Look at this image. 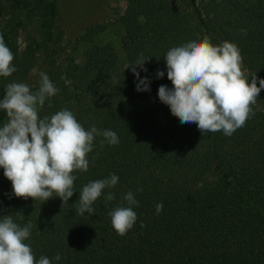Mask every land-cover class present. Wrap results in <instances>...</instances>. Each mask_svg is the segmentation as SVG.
I'll list each match as a JSON object with an SVG mask.
<instances>
[{
    "label": "trees",
    "instance_id": "trees-1",
    "mask_svg": "<svg viewBox=\"0 0 264 264\" xmlns=\"http://www.w3.org/2000/svg\"><path fill=\"white\" fill-rule=\"evenodd\" d=\"M58 1L0 0V34L16 68L0 77V98L11 82L36 90L44 72L59 91L39 110L41 118L67 109L86 130L114 131L119 144L94 139L89 169L74 173L75 192L63 206L59 197L42 204L15 197L0 168V216L12 215L22 227L30 222L26 243L37 260L45 256L51 264H264V89L254 115L231 136L202 135L195 123L181 124L158 97L160 85L172 88L166 52L205 37L213 45L236 44L246 79L256 75L259 86L264 0H127L125 67L110 46L94 45L83 63L74 61L63 44ZM141 54L150 58L147 72L140 71L151 81L148 92L136 90L138 81L126 69ZM7 119L0 111V126ZM111 174L118 183L94 203L95 214L79 215L83 186ZM108 191L113 201L105 200ZM129 191L138 201L132 206L137 220L119 236L109 212L128 206Z\"/></svg>",
    "mask_w": 264,
    "mask_h": 264
},
{
    "label": "clouds",
    "instance_id": "clouds-1",
    "mask_svg": "<svg viewBox=\"0 0 264 264\" xmlns=\"http://www.w3.org/2000/svg\"><path fill=\"white\" fill-rule=\"evenodd\" d=\"M13 60L14 54L0 34V77H10L16 71ZM149 60L141 54L126 68L136 77L138 92L150 91L151 81L140 78V71L147 72L145 64ZM164 60L172 88L160 85L158 97L181 124L195 123L202 135L223 132L231 136L254 115L252 106L264 89V79H259L257 86L258 78L254 75L249 83L236 44L224 41L213 45L205 37L170 48ZM36 71L34 68L33 74ZM164 75V71L156 73L157 78ZM39 77L36 90L26 83L11 82L0 98V111L8 118L0 126V168L11 181L15 197L32 198L41 204L59 197L63 206L75 192L74 173L89 169L88 154L93 151L94 139L102 136L101 144L107 141L109 145H117L119 137L114 131L98 130L95 125L86 130L67 109L41 118L39 110L59 90L46 73L40 72ZM118 180L117 175L111 174L83 186L77 213L94 215V203L105 189L114 188ZM104 198L113 201L115 196L108 191ZM123 200L128 206H117L109 212L112 227L119 236H125L137 220L132 206L138 205V201L133 192L125 194ZM162 209V203H157L156 212ZM31 228L30 222L22 227L10 214L0 216V264H51L45 256L37 260L26 243ZM60 258L59 254L55 257L57 261Z\"/></svg>",
    "mask_w": 264,
    "mask_h": 264
},
{
    "label": "rangeland",
    "instance_id": "rangeland-1",
    "mask_svg": "<svg viewBox=\"0 0 264 264\" xmlns=\"http://www.w3.org/2000/svg\"><path fill=\"white\" fill-rule=\"evenodd\" d=\"M58 5L63 44L69 46L74 61L83 63L94 45L110 46L125 67L121 18L129 9L127 0H59Z\"/></svg>",
    "mask_w": 264,
    "mask_h": 264
}]
</instances>
